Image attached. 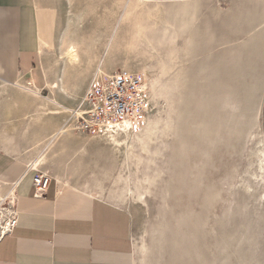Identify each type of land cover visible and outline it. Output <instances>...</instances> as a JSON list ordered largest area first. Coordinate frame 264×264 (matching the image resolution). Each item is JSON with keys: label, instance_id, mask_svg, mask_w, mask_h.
<instances>
[{"label": "rangeland", "instance_id": "rangeland-1", "mask_svg": "<svg viewBox=\"0 0 264 264\" xmlns=\"http://www.w3.org/2000/svg\"><path fill=\"white\" fill-rule=\"evenodd\" d=\"M125 5L65 3L61 27L96 51L83 53L92 68L72 69L66 93L53 75L44 85L42 60L35 86L75 112L97 70L142 75L150 110L132 153L74 114L36 119L31 108L45 110L28 95L0 108V147L46 156L51 183L60 175L126 208L133 264H264V3L152 0L153 20ZM69 123L83 132L59 133Z\"/></svg>", "mask_w": 264, "mask_h": 264}, {"label": "crops", "instance_id": "crops-1", "mask_svg": "<svg viewBox=\"0 0 264 264\" xmlns=\"http://www.w3.org/2000/svg\"><path fill=\"white\" fill-rule=\"evenodd\" d=\"M69 2L0 0V87L5 88L0 93V108L7 100L24 106L22 97L27 94L17 83L34 91L41 89L35 84L40 80L42 60H46L44 85L52 75L54 83H67L72 69L92 68L83 53L96 51L76 38L73 23L61 27ZM262 23L264 17L258 25ZM68 44L76 47L79 62H83L80 66L65 59ZM12 92L21 95L19 100ZM29 160L18 151L0 147V195L10 192L17 212L15 226L0 240V264H133L129 211L60 175H54L55 182L49 181L41 194H35L33 176L38 171L48 173L43 166L34 168Z\"/></svg>", "mask_w": 264, "mask_h": 264}, {"label": "built area", "instance_id": "built-area-1", "mask_svg": "<svg viewBox=\"0 0 264 264\" xmlns=\"http://www.w3.org/2000/svg\"><path fill=\"white\" fill-rule=\"evenodd\" d=\"M148 105V88L142 75L97 70L77 103L75 117L84 131H98L107 123L125 122L137 129L145 122ZM49 181L50 177L36 173L33 177L35 194H41ZM14 203L10 192L0 195V240L17 222Z\"/></svg>", "mask_w": 264, "mask_h": 264}, {"label": "bare ground", "instance_id": "bare-ground-1", "mask_svg": "<svg viewBox=\"0 0 264 264\" xmlns=\"http://www.w3.org/2000/svg\"><path fill=\"white\" fill-rule=\"evenodd\" d=\"M121 2H123V0H120ZM147 2L146 0H131L128 5L126 6L127 9H131L133 11H135L136 9H138L139 7H145L147 8L146 11H145V15L146 17L149 19L152 18L153 19H156V12H153V10H151L149 7H146L147 5ZM120 6V5H119ZM141 7V8H142ZM120 8V7H119ZM140 9V8H139ZM143 12V11H141ZM135 13V12H134ZM136 14V13H135ZM136 17V15H135ZM141 17V15L139 16ZM137 19V23H140L141 21H143V17L142 18H136ZM155 21V20H154ZM163 21V20H162ZM147 22V21H146ZM158 22V21H157ZM157 22L155 21L154 24L156 25ZM165 22V21H163ZM144 24V23H143ZM150 24V23H149ZM139 26V25H138ZM164 27V26H163ZM141 32H142V28L140 27L139 28V35H141ZM144 34V33H143ZM144 37V36H143ZM148 40V39H147ZM149 41V40H148ZM147 41V42H148ZM69 46V44L67 45ZM76 47L71 44V46H69L67 48V51L65 52V55H66V58L67 61L72 65V64H78L79 63V57H78V54L76 52ZM64 58V57H63ZM66 63V62H65ZM68 64V63H67ZM69 64V65H70ZM70 65V66H71ZM147 84V88H148V104H149V87H148V82H146ZM16 86L18 88H20L25 94L29 95V96H32L34 99H39L41 102L39 103V107L43 110H45V112H38L37 113V116H36V119L39 118V119H43V118H52V117H57V118H62L63 115H70V114H74L75 116V112L74 109L71 107V106H68V105H65L61 102H59L58 100L54 99V98H51L49 96H46L44 94H41L39 91H34L32 89H30L28 86L24 85V83H17ZM60 88H62L63 90H66V93H67V89L65 88L64 86V83H61ZM5 90V88L3 87V85L0 87V93H2L3 91ZM69 95V94H68ZM148 110H147V114H146V117H145V121H146V118L148 116V113H149V110H150V104L148 105ZM51 109H56L55 111L54 110H51ZM75 111H78L77 109H75ZM145 123V122H144ZM65 125V124H64ZM63 125V126H64ZM144 125V124H143ZM142 125V126H143ZM147 125V124H146ZM150 125V124H149ZM61 127L59 130V133L61 134H64L66 132H72L73 130H79V131H82L81 129H76L75 127H73L70 123L67 124L66 126L64 127ZM142 126L137 128V129H134V128H131L130 127V124L125 122L123 124H115V123H107L105 124L104 127H102L100 130L97 131V133H94V134H100L98 135L99 136H104V140L105 143L111 145L114 149L120 151L121 149H124L126 151L130 153H132L131 149L133 148V141L134 139L137 140V138L139 137V134L142 133L143 131H141L142 129ZM145 127V126H144ZM150 127V126H149ZM80 128V127H79ZM140 129V130H139ZM144 131H148V129H143ZM151 130V127L149 129V131ZM83 132V131H82ZM146 133V132H145ZM149 133V132H148ZM148 133H146L148 135ZM58 134V132H57ZM56 134V135H57ZM144 134V132H143ZM146 135V137H147ZM97 136V135H94V137ZM145 136V135H144ZM144 136H142V138H144ZM92 138V137H91ZM97 138V137H96ZM101 138V137H100ZM141 138V137H140ZM139 138V140H141ZM147 139V138H146ZM135 140V141H136ZM141 141H144V140H141ZM139 142V141H137ZM140 143V142H139ZM146 143V140L145 142ZM143 143V144H144ZM137 144V143H136ZM145 145V144H144ZM132 155V154H131ZM128 156V155H127ZM131 157V156H130ZM135 157V156H134ZM30 164L34 167V168H39L43 165H45L47 163V157L46 156H41V157H38L37 159H34V160H29ZM36 173H39L40 175L42 176H47L48 175L46 173H43V172H36ZM34 177V176H33ZM263 177V176H262ZM39 194V192H38ZM119 198V196H118Z\"/></svg>", "mask_w": 264, "mask_h": 264}]
</instances>
